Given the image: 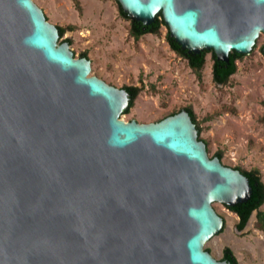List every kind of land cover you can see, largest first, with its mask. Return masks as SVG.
Listing matches in <instances>:
<instances>
[{
	"label": "water",
	"instance_id": "obj_1",
	"mask_svg": "<svg viewBox=\"0 0 264 264\" xmlns=\"http://www.w3.org/2000/svg\"><path fill=\"white\" fill-rule=\"evenodd\" d=\"M117 1L219 61L264 34V0ZM58 36L33 0H0V264H232L203 245L223 225L212 202L248 200L247 177L184 109L120 119L128 92Z\"/></svg>",
	"mask_w": 264,
	"mask_h": 264
},
{
	"label": "rangeland",
	"instance_id": "obj_2",
	"mask_svg": "<svg viewBox=\"0 0 264 264\" xmlns=\"http://www.w3.org/2000/svg\"><path fill=\"white\" fill-rule=\"evenodd\" d=\"M33 2L50 23L74 26L58 42L69 38L74 57L86 51L90 75L119 88H141L133 107L120 119L153 122L190 106L200 124V136L207 140L208 155L221 151L220 161L225 165L256 168L264 183V122L260 120L264 114V55L260 49L264 34L248 54L237 59V69L227 83L219 84L212 79L210 53L198 79L187 60L170 49L165 26L158 34L133 38L129 21L120 16L115 0H79L80 10L72 0ZM207 114H213L212 118L203 120ZM211 205L224 219V227L203 248L221 260L222 250L228 246L239 264H264V233L255 227L256 212L238 229L234 212L217 201ZM260 209L264 211V203Z\"/></svg>",
	"mask_w": 264,
	"mask_h": 264
},
{
	"label": "trees",
	"instance_id": "obj_3",
	"mask_svg": "<svg viewBox=\"0 0 264 264\" xmlns=\"http://www.w3.org/2000/svg\"><path fill=\"white\" fill-rule=\"evenodd\" d=\"M117 3V8L118 12L121 17L127 19L129 21V29L128 32L129 34L135 38L138 39L140 36L146 33H153V34H158L160 32V28L162 26L166 27V33L165 37L166 40L169 44V47L171 50H173L176 54L179 56L183 57L184 59L187 60L188 65L194 72L195 76L198 79H201L202 77V69L205 63V57L208 53L211 54V59H212V66H211V74H212V79L219 84H225L227 83L229 77L235 73L237 69V64L236 61L237 59H241L244 54L237 53L234 50H231L229 52V60L228 61H219L217 60L215 54L213 53L212 50H207L203 49L199 53H192L188 52L186 49L182 48L180 44H178L169 34V29L166 26L162 14L159 13L156 15L155 19L153 22L150 24H143L141 21L135 20L128 16L121 8L120 3L115 0ZM75 8L77 10H80V3L79 0H72ZM47 19V18H46ZM58 29V37H62L63 33L66 29H74V26L72 25H67V26H59L55 25ZM62 41H67L69 45L71 44V40L69 38H65ZM264 45V44H263ZM263 45L260 47L261 51L263 48ZM255 47V46H253ZM79 57H86L87 53L86 51H82L79 55ZM89 59V58H88ZM121 88H124L128 92L129 96V104L126 110L123 113H127L131 107H133L134 102L138 96V94L141 91V88L135 85H123ZM264 103V102H263ZM184 109L188 111L190 114V117L192 121L194 122L197 133H198V139L202 140L205 145H206V150H207V140L202 138L200 136L201 132V127L199 122L196 119L195 113L193 112L192 108L190 106H184L181 108V110ZM180 111V110H179ZM179 111L173 110L169 112L167 115H164L162 118L175 114ZM217 112L213 113L216 114ZM213 114H207L203 117V120H209L212 118ZM161 118V119H162ZM160 120V119H159ZM260 120L264 122V114L261 116ZM213 156H217L220 160L222 158V152L221 151H216ZM235 169H239L248 179V182L251 186V194L248 200L241 202V203H236L233 206H227L225 207L229 209L230 211L234 212L238 216V221L236 223V226L238 229H242L246 222L248 221L251 213L253 210H256V222H255V227L261 230L264 233V211L260 209V206L264 203V183L261 180L260 174L258 169L256 168H251V169H246L241 166H232ZM223 227H224V219H223ZM208 251V249H205ZM221 260H226L231 262L232 264H239L236 256L234 255L233 251L231 250L230 247L225 246L222 250V258Z\"/></svg>",
	"mask_w": 264,
	"mask_h": 264
},
{
	"label": "flooded vegetation",
	"instance_id": "obj_4",
	"mask_svg": "<svg viewBox=\"0 0 264 264\" xmlns=\"http://www.w3.org/2000/svg\"><path fill=\"white\" fill-rule=\"evenodd\" d=\"M222 163V162H221ZM223 164V163H222ZM225 165V164H224Z\"/></svg>",
	"mask_w": 264,
	"mask_h": 264
}]
</instances>
